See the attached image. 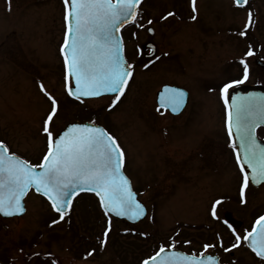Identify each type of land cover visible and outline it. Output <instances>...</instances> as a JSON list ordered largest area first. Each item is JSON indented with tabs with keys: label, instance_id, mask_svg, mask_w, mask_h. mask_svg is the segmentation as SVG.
<instances>
[{
	"label": "rangeland",
	"instance_id": "obj_1",
	"mask_svg": "<svg viewBox=\"0 0 264 264\" xmlns=\"http://www.w3.org/2000/svg\"><path fill=\"white\" fill-rule=\"evenodd\" d=\"M175 2L184 4L183 14L163 20L168 12L180 9L175 8ZM188 9V0L142 3L145 27L133 30L137 39L128 42L127 54L137 52L142 57L140 44L151 38L160 59L153 63L154 57L135 66L134 82L126 98L109 111L107 98L73 103L65 92L64 65L58 49L64 32L62 0H0V134L27 154L32 163L40 160L47 147L41 128L50 108L39 87L43 83L61 103L60 118L55 122L57 132L67 122L82 118L87 109L95 111L101 122L108 121L125 150L126 173L135 188L143 190L142 198L152 210L136 226L113 221L109 246L85 260L75 257L71 246L82 240L79 236H93L92 244L98 245L105 219L95 200L78 198L70 215L50 227L57 214L44 198L30 193L26 215L10 222L13 232L0 231L3 245L14 246L15 238H26L33 243L31 253L52 254L61 264H140L142 257L156 251V235L167 242L179 228L190 235L196 233L187 226L192 223L202 227L207 222L206 209L213 193L235 195L239 180L234 170L227 165L218 173H203L207 157L200 150L203 145L216 160L222 155L223 143L214 141V135L221 132L224 111L219 87L230 76L240 74L239 60L246 58L249 64L248 83L264 81V69L256 64L257 58L264 59V0H254L239 11L229 0H197L195 20ZM249 12L254 21L247 32L255 44L261 43L257 47L262 56L246 57L251 47L247 36L240 38L229 31L234 25L243 31ZM149 19L153 25H147ZM148 26L155 28L152 37L147 33ZM145 64L150 67L145 68ZM163 83L178 84L190 92L184 115L173 118L158 111L155 95ZM224 156L228 161L226 148ZM157 177L161 178L156 181ZM261 195L258 204L264 203V191ZM224 204L228 205V200ZM253 209L250 206L246 211ZM30 264L47 263L34 258Z\"/></svg>",
	"mask_w": 264,
	"mask_h": 264
},
{
	"label": "snow or ice",
	"instance_id": "obj_2",
	"mask_svg": "<svg viewBox=\"0 0 264 264\" xmlns=\"http://www.w3.org/2000/svg\"><path fill=\"white\" fill-rule=\"evenodd\" d=\"M62 3L64 36L59 51L64 65L65 92L81 104L86 99L106 97L111 111L122 102V98H126V91L134 82L135 65L125 54L122 30L128 25L145 27L141 10L143 0H62ZM235 4L247 5L248 0H235ZM191 6V18L195 20L197 0H191ZM175 15L168 12L162 19L168 20ZM153 23L151 19L147 21V25ZM252 23V13L249 12L248 22L239 35H246ZM148 31L154 32L155 29L149 27ZM131 38L137 39L135 31ZM254 55L251 48L246 53V57ZM159 59L155 56L153 63ZM239 64L240 77L222 83L219 94L226 111L230 147L241 173V202L246 203L244 198L250 181L255 185L264 184V143L257 137V129L264 126V95L232 96V91L244 85L250 76L247 59L241 58ZM148 67L150 65L145 64V68ZM39 87L50 104L41 128L46 137V151L37 163H32L0 140V214L9 217L24 215L25 199L34 193L46 199L57 214L58 218L52 220L51 227L70 215L77 197L91 193L98 199L106 220L99 240L103 250L113 230V217L135 223L147 216L145 205L137 198L132 181L125 173V150L116 136L94 121L73 123L57 132L55 122L60 118L61 103L45 89L43 83ZM186 97L187 93L182 89L165 87L159 103L161 107L167 106L172 112H178ZM222 204V200H216L212 205L210 215L213 219H219L217 206ZM223 223L234 237L230 247H225L220 238L216 243L204 244V251L199 255H188L176 250L177 241L172 239L167 246L159 245L141 264H218L216 257L205 255L209 249L220 247L224 252H232L242 243L264 260V216H260L252 230L243 237L227 219ZM185 243L190 244L191 241ZM95 252L96 249L88 251L84 259L93 257ZM51 264H56V261L52 260Z\"/></svg>",
	"mask_w": 264,
	"mask_h": 264
},
{
	"label": "flooded vegetation",
	"instance_id": "obj_3",
	"mask_svg": "<svg viewBox=\"0 0 264 264\" xmlns=\"http://www.w3.org/2000/svg\"><path fill=\"white\" fill-rule=\"evenodd\" d=\"M229 1L231 3L232 8L234 7L235 10H238V11L241 9V8L236 7L235 4H233L234 3L233 0H229ZM179 3L175 2V8H178L177 6H179L180 9L179 10L174 9V11L172 10V12H175V14H177V13L183 14V12H184V10H183L184 4L182 5L181 2H179ZM188 6H189L188 10L191 13H193L191 11L192 10L191 0H188ZM231 30L234 32L233 34H236L238 37H240L239 33L241 32V26L234 25V27L232 29H229V31H231ZM155 32H154V34H155ZM122 34L124 35L125 44H126L125 54L129 60V62L133 63L135 66L139 65V64L141 65V63L143 64V63H145V61L151 60L152 58H154L157 55V53H159L156 42H154L150 38V39H146L144 42H142L140 44L142 57H139L137 52H135V54L132 52H129V55H128L127 54L129 51L128 42L130 40H132L131 33L129 32V29L126 28L125 30L123 29ZM153 35H150V37H152ZM246 39L248 40V42L251 46V47H249V49L251 48V50L255 53L256 56L259 54L262 55L259 52V48L257 47V45L259 44L258 46H260L261 43L255 44V41L253 39H250L249 32H247ZM136 49L138 50L137 47L135 48V51H136ZM262 60L264 61V59H262ZM239 66H240V64H239ZM259 67L264 69V64L259 65ZM240 75H241V70H240V74L230 76V79H228V80L237 79L240 77ZM231 77H233V78H231ZM163 84H174V83H163ZM127 92L128 91H126V93ZM155 102H156V99H155ZM188 105H189V103H188ZM188 105L179 114H171L167 110H162V111L158 110V111H160L162 114L170 115L171 117L176 118V117H180V116L185 114V111H186ZM221 106H222V110H224V111H222V116H223L222 117V128H221L220 133L214 135V137H215L214 141L217 142L218 140H220L223 143L224 148H221L222 149V155H221V157H219L218 160H216V157L211 156L210 151L202 145V150H200L201 155L203 157H207V159L205 161H203V163H204L203 173H205L209 170H212L214 173H218L224 167L229 165L231 167V169L234 170V172H235V174L239 180L236 193H235V195H232V196H224L223 194L220 195V194L213 193L212 195H214V196H213L209 206L206 209L207 210V213H206L207 222H204L202 227H196L192 223L188 224V226H187L188 229L189 228L195 229L197 231L196 233L194 232V233H192V235H190V233L187 232V230H183V229L179 228V230L177 229L173 232V234L169 235L167 242H164L162 239L159 240L158 235H156V238L158 241L157 248L159 245H162V244L167 246V244L172 239H175L177 241V248L176 249L183 250L189 254L199 255L201 252L204 251V249H203L204 244L216 243L217 240L220 238L223 239L225 247H230L231 243L234 242V237H233L231 231L223 223V221L225 219H227L229 221V223H231L233 225V227L236 229V231L241 235V237H243L247 231L252 230L253 226L255 225L256 220L260 216H264V203L258 204V202L262 198L261 194L264 191V184L255 185V184H252L250 181V186L246 190L245 198H244L246 200V203L241 202V197H240L241 173L238 169V166L236 165L234 152H233L232 148L230 147V138L227 135V129H226V111H225L223 102H222ZM90 112L91 113L88 114V117H87L88 119L84 118L83 120H89L92 122L94 121L95 123L102 124L111 134H113L114 136H116L118 138L119 142L121 141L119 139V137L116 135V133L110 128L109 123L106 119L101 122V120H99V118H97L95 116V114H96L95 111H92L90 109ZM185 123H188V120ZM257 137L261 142H264V126L257 129ZM0 140L4 141L8 145V147L10 148L11 151L15 152L16 154H18L22 158L31 161L27 154L22 153V151L15 148V146L13 147V145L11 144V142L9 141V138L7 136L0 134ZM121 146H122V144H121ZM225 148H226L227 154L229 153L228 161H226L224 159ZM174 155L177 156L176 153ZM209 157H212V158H209ZM212 160H216V161H212ZM221 160H222V162H221ZM159 178H161V177H157L156 181ZM142 192H143V190H139L140 196L143 195ZM91 196L94 198L93 195H91ZM216 200H222L223 201L222 205L217 206V215L219 216V219H213L212 216L210 215L211 207L215 203ZM226 200H228V203H229L228 205L224 204V202ZM250 206H253L254 209L249 211V212L246 211L247 209H249ZM150 212H151V209H150ZM26 213L24 215H26ZM19 218H21V217H19ZM14 219H18V218H16V217L4 218L0 215V231L4 232V233L13 232V227L10 225V222H12V220H14ZM154 220L156 223V217H154ZM104 228H105V226H104ZM104 228L102 230V233L104 231ZM102 233H101V237H99V239H98V245L96 247L92 244L93 242L91 241V238L93 236H89V238H87V239H83L82 237L79 236V238L82 240L76 242L77 243L76 245L73 244L71 246L72 254L77 258H84L88 251H91L92 249H96L94 256L97 255V253L101 249L100 244H99V240L102 238ZM195 235H196V238H193V236H195ZM110 238H111V233L109 234L108 244L105 248H107L109 246ZM192 240H194V241H192ZM185 241H192L194 243H191L190 245H184ZM112 243H113V241H112ZM12 244L7 243V244L3 245V243L0 242V263H2V264H21V263L30 264L34 258H39L40 261H42L43 263L51 264V261L55 260L56 264H61L60 261L58 259L54 258L52 254H45L43 256H37L33 252L31 253L30 250H31V245L33 243L31 241H30V243H28L26 238L21 237V239H19V237H17L14 240V246H12ZM205 255H212L214 257H217L219 262L226 263V264H264V260H261L259 257H257L255 255V253L252 252L251 249H249L245 243H242L239 248L234 249L232 252H224V250L222 248L216 247L213 249H209L208 252L205 253Z\"/></svg>",
	"mask_w": 264,
	"mask_h": 264
},
{
	"label": "water",
	"instance_id": "obj_4",
	"mask_svg": "<svg viewBox=\"0 0 264 264\" xmlns=\"http://www.w3.org/2000/svg\"><path fill=\"white\" fill-rule=\"evenodd\" d=\"M244 6V5H243ZM165 87H170V86H164L163 89ZM175 88V87H174ZM163 89L158 93V100L160 97L161 92L163 91ZM251 94L257 95V96H262L264 95V86L262 85H246V86H240L239 88L235 89L232 91V96L235 97L237 95H241V96H249ZM185 102V101H184ZM184 106V104H183ZM183 108V107H182ZM182 108L180 110H182ZM179 110V111H180ZM178 111V112H179ZM178 112H174V113H178ZM75 124H89V123H80V122H74ZM73 123L68 124L67 126H71ZM137 198L139 199L138 195ZM140 200V199H139ZM141 201V200H140ZM146 207V206H145ZM147 210V208H146ZM117 218V217H116ZM119 219H125L126 218H119ZM129 221V220H128ZM141 221V220H140ZM140 221H136L135 223H138ZM131 223H133L132 221H129Z\"/></svg>",
	"mask_w": 264,
	"mask_h": 264
},
{
	"label": "bare ground",
	"instance_id": "obj_5",
	"mask_svg": "<svg viewBox=\"0 0 264 264\" xmlns=\"http://www.w3.org/2000/svg\"><path fill=\"white\" fill-rule=\"evenodd\" d=\"M123 99V98H122ZM32 204H33V202H32Z\"/></svg>",
	"mask_w": 264,
	"mask_h": 264
}]
</instances>
